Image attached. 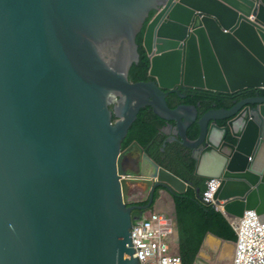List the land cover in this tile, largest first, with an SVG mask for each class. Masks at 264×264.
Here are the masks:
<instances>
[{
  "label": "water",
  "instance_id": "95a60500",
  "mask_svg": "<svg viewBox=\"0 0 264 264\" xmlns=\"http://www.w3.org/2000/svg\"><path fill=\"white\" fill-rule=\"evenodd\" d=\"M143 27L151 80L132 83ZM245 88L264 89V0H0V264H140L134 224L157 188L189 187L137 142L122 150L148 106L195 177L220 180L226 219L264 215V95L201 118L167 103ZM136 148L151 174L133 173ZM138 184L148 202L130 205Z\"/></svg>",
  "mask_w": 264,
  "mask_h": 264
},
{
  "label": "trees",
  "instance_id": "16d2710c",
  "mask_svg": "<svg viewBox=\"0 0 264 264\" xmlns=\"http://www.w3.org/2000/svg\"><path fill=\"white\" fill-rule=\"evenodd\" d=\"M144 30L145 27L136 40L140 59L130 69L129 80L132 83L151 80L150 61L142 47ZM256 95H264V89L245 88L233 93L190 89L185 98L177 94L169 95L167 103L171 109L181 105L195 106L198 109V118H201L210 110L230 109L237 101ZM169 124L173 122H167L155 114L151 107L141 109L122 144V150L128 149L137 142L159 166L189 185L183 195L173 196L169 193L168 195L173 203L172 215L179 231V245L174 253L180 256L182 264H194L208 234L230 242H236L238 236L223 213L203 202L202 195L206 189V180L195 177L196 161L192 157L191 150L184 147L180 139L167 142L170 137L164 133V130ZM187 135L190 140L198 138L199 127L196 123L189 128ZM229 141L235 143L231 137ZM130 157L127 155L128 159H131ZM160 190L162 188H157L155 192L154 205L161 196ZM147 202L148 199L138 204L145 205Z\"/></svg>",
  "mask_w": 264,
  "mask_h": 264
},
{
  "label": "built area",
  "instance_id": "2783aa9c",
  "mask_svg": "<svg viewBox=\"0 0 264 264\" xmlns=\"http://www.w3.org/2000/svg\"><path fill=\"white\" fill-rule=\"evenodd\" d=\"M220 180L213 179L207 183L202 200L216 210H223L216 204ZM238 240L235 242V254L232 264H264V216L257 211H247L241 219L232 220ZM131 240L135 250L134 257L140 264H182L176 255L179 243L178 228L171 215L152 212L134 224ZM211 253V252H210ZM219 264L216 256L207 259L198 256L194 264Z\"/></svg>",
  "mask_w": 264,
  "mask_h": 264
},
{
  "label": "bare ground",
  "instance_id": "6f19581e",
  "mask_svg": "<svg viewBox=\"0 0 264 264\" xmlns=\"http://www.w3.org/2000/svg\"><path fill=\"white\" fill-rule=\"evenodd\" d=\"M209 250L218 253V255L221 256L218 257L220 260L229 261L234 257L235 245L231 242L224 241L215 236L209 235L204 241L200 256L207 259H212V256L208 253Z\"/></svg>",
  "mask_w": 264,
  "mask_h": 264
},
{
  "label": "rangeland",
  "instance_id": "374dc122",
  "mask_svg": "<svg viewBox=\"0 0 264 264\" xmlns=\"http://www.w3.org/2000/svg\"><path fill=\"white\" fill-rule=\"evenodd\" d=\"M148 196H149V192L147 190H145V192H142V194L135 193L133 195H130L128 199H129V202H131V203L143 202V201L148 199ZM165 198H166V201L158 200L157 203H155V206L153 208L146 211V215H148L152 212L166 213V214H169V212H170V214H171L173 212V206H172L171 199L167 195H165ZM161 205H164L163 209L159 208V207H162ZM159 209H161L162 211H160ZM210 255L216 256L217 258L221 257L216 252H212ZM218 260H219V264H232V262H233V259H230L229 261H224V260H220L218 258ZM213 264H216V260L213 261Z\"/></svg>",
  "mask_w": 264,
  "mask_h": 264
},
{
  "label": "crops",
  "instance_id": "0c3cea01",
  "mask_svg": "<svg viewBox=\"0 0 264 264\" xmlns=\"http://www.w3.org/2000/svg\"><path fill=\"white\" fill-rule=\"evenodd\" d=\"M132 156H133V158H135V161H133L134 167L132 169V171H133L134 174L139 175V174H144V173H146V174H151L152 173L153 167L150 166V165H148V168L147 169L145 168L142 171V173H140L139 165H140L141 162H143V159H142L141 153L137 149L132 152ZM145 190H147L149 192V187L147 185H141V184L134 185L131 193L129 194V196L130 195H133L135 193L142 194V192H145ZM165 195H167L171 199L170 195H168V194H161V196L159 197L158 200H160V201H166ZM171 202H172V200H171ZM164 205H161L162 207H159V208L163 209L164 208ZM172 206H173V203H172ZM161 209H159V210L162 211ZM168 215H170V212H169Z\"/></svg>",
  "mask_w": 264,
  "mask_h": 264
},
{
  "label": "clouds",
  "instance_id": "9594fccd",
  "mask_svg": "<svg viewBox=\"0 0 264 264\" xmlns=\"http://www.w3.org/2000/svg\"><path fill=\"white\" fill-rule=\"evenodd\" d=\"M136 149L139 151L138 148H136ZM136 149H135V150H136ZM133 151H134V150H133ZM133 151H132V152H133ZM132 152H131V154H129L131 157H133V156H132ZM139 152H140V151H139ZM140 153H141V152H140ZM141 156H142V154H141ZM212 180H213V179H212ZM208 182H209V181H206V187H207V183H208ZM141 185H142V184H141ZM149 190H150V189H149ZM160 191H161V190H160ZM149 192H150V191H149ZM160 194H163V193L160 192ZM164 194H168V193L165 192ZM148 198H149V196H148ZM128 201H129V199H128ZM157 201H158V200H157ZM138 203H139V202H138ZM138 203L134 202V203L132 204L131 202H129L130 205H135V204H138ZM156 203H157V202H156ZM154 206H155V205H154ZM154 206H153V207H154ZM212 207H214V206H212ZM221 208H222V207H221ZM222 209H223V208H222ZM215 210H216V209H215ZM217 211L223 213L222 210H217ZM250 211H251V210H250ZM254 211H256V210H254ZM172 213H173V212H172ZM172 213L170 214L171 216H173ZM257 213H258V212H257ZM164 214H166V213H164ZM145 215H146V212H145L144 216H145ZM167 215H168V214H167ZM223 215H224V213H223ZM261 216H264V215H261ZM143 218H144V217H143ZM238 219H241V218H238ZM238 219H236V220H238ZM233 221H235V220H233ZM139 222H140V221H139ZM229 222H230V221H229ZM230 223H231V222H230ZM135 224H136V223H135ZM231 225H232V223H231ZM232 226H233V225H232ZM233 228H234V227H233ZM234 229H235V228H234ZM235 231H236V230H235ZM236 233H237V232H236ZM178 234H179V231H178ZM209 235H212V234H208L207 237H208ZM213 236H214V235H213ZM237 236H238V235H237ZM207 237H206V238H207ZM215 237H216V236H215ZM206 238H205V240H206ZM217 238H218V237H217ZM219 239H221V238H219ZM205 240H204V241H205ZM223 240H224V239H223ZM224 241H226V240H224ZM228 242H230V241H228ZM236 242H237V241H236ZM231 243L234 244L235 242H231ZM178 245H179V243H178ZM203 245H204V243H203ZM234 245H235V244H234ZM177 247H178V246H177ZM202 249H203V246L201 247V250H200L198 256H200V253H201ZM210 252L212 253L211 250L208 251L209 254H211ZM198 256H197V257H198ZM232 263H233V262H232Z\"/></svg>",
  "mask_w": 264,
  "mask_h": 264
},
{
  "label": "flooded vegetation",
  "instance_id": "af4514ba",
  "mask_svg": "<svg viewBox=\"0 0 264 264\" xmlns=\"http://www.w3.org/2000/svg\"><path fill=\"white\" fill-rule=\"evenodd\" d=\"M136 203H138V202H136ZM133 204V203H132Z\"/></svg>",
  "mask_w": 264,
  "mask_h": 264
}]
</instances>
